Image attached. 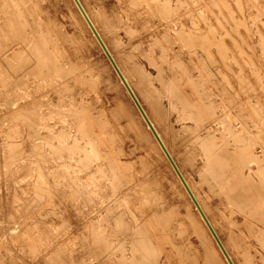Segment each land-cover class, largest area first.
<instances>
[{
    "label": "bare ground",
    "instance_id": "1",
    "mask_svg": "<svg viewBox=\"0 0 264 264\" xmlns=\"http://www.w3.org/2000/svg\"><path fill=\"white\" fill-rule=\"evenodd\" d=\"M11 1L0 7V37L8 41L0 47V59L12 77L31 75L38 82L48 79L50 87L45 89L53 93L51 101L42 98L40 89L33 88L35 96L28 102L25 99L26 107L21 103L16 111L14 102L16 113L12 117L30 128L47 125L50 132L55 127L43 122L45 115L56 117L55 125L63 120L61 123L75 129L74 135L65 128L67 133L37 145H48L59 155L69 154L82 161L83 168L90 157L100 159L92 172L110 177L111 186L124 200L122 212L112 216L115 231L109 234L120 241L135 242L139 248L157 243L153 248L160 252L158 259L162 257L163 264H230L228 259L232 264H264V110L254 105L251 74L237 71L235 50L225 47L227 42L212 30L213 26L208 28L203 0H67L114 76L124 101L113 93L104 71L91 58L84 55L74 60L71 54L79 47L66 36L67 29L51 21L47 9L40 5L46 0ZM215 1L227 13V0ZM76 34L79 31L71 35L77 38ZM14 36L21 37L13 42ZM20 44L27 47H17ZM18 50L27 56L17 65L12 57ZM22 79L20 84L25 82ZM92 91H102L108 104H95ZM53 101H64L63 108L56 104L57 109H50ZM22 108L30 113H21ZM132 138L140 149L133 154L141 162L140 170L157 166L153 175L158 178L160 170H167L190 213L173 200L167 208L159 204L161 209L152 212L151 204L158 200L151 189L158 179L148 181L147 174L132 172L133 163L123 156L122 149V144H129ZM167 139L180 151L189 176L175 160ZM135 212L146 213L143 222L126 219L127 213L130 216ZM99 234L91 235L103 248ZM133 254L137 264L146 260L145 251Z\"/></svg>",
    "mask_w": 264,
    "mask_h": 264
},
{
    "label": "rangeland",
    "instance_id": "2",
    "mask_svg": "<svg viewBox=\"0 0 264 264\" xmlns=\"http://www.w3.org/2000/svg\"><path fill=\"white\" fill-rule=\"evenodd\" d=\"M10 2L13 1L0 0V7ZM203 2L205 3L208 28L213 26L212 30L216 29V33L222 36L224 42H227L225 47H228L229 50H235L237 71L243 75L251 74L250 79L253 78L252 82L256 94L254 105L256 108L264 110V47L262 45L264 44V42L262 43L264 41V0H227V13L221 8V4L220 7L217 5L215 0H203ZM40 5L47 9L51 21H56L58 28L68 30L66 36L75 40L76 47L85 48H78L77 52L71 54L75 58L74 60L85 56V58H91L93 63L104 71L103 73L107 76L108 85L113 93L124 101L125 97L118 88L114 76L108 69L101 53L92 43L88 33L73 14L68 1L46 0L40 1ZM227 14L232 16V21L235 24L229 22ZM76 31H79V34H76L78 37L74 38L71 34ZM19 37L21 36H14L12 41ZM259 38L262 44L259 43ZM7 42H4L0 37V47L5 46ZM67 42L72 44L70 40ZM81 42L83 44L80 46ZM17 47L27 46L20 44ZM17 54L12 57L14 58L12 63L22 64L27 53L18 50ZM4 63L0 59V264H137L136 261L138 260L134 261L131 256L136 252L138 254L140 250L147 252L146 260L142 264H158L159 261V264H163V258L158 259L160 252L154 249L155 244L150 245V248L142 246L141 248L144 249L142 250L135 242L120 241L109 234L115 231V227H111L114 220L112 216L122 212L124 200L111 186L110 177L107 179L106 175L101 174V172H92L98 163L97 161H100L97 156L87 159V167L83 168L82 161L70 158L69 154L59 155L48 145L41 148L37 145L40 141L46 142L55 138L57 134H64L68 131L69 134L74 135L75 129L73 127L61 123L63 120L55 125L53 122L56 120L53 119L57 118L45 115L46 121H42L46 124L51 123L55 127L50 132L47 125L46 127H38V129L35 126L30 128L20 123L18 117H12L15 112L12 109L14 102L16 101L14 104L16 111H18L17 107L21 103L22 105L25 104L23 108L26 107L28 103L25 99L27 98L28 102V99L35 96L33 88L40 89L41 95L44 94L43 99L48 97L52 101L53 93L48 91L50 87L48 79H40L38 82V79L34 80L31 75H29L30 78L29 76L27 78L12 77L6 72ZM21 78L25 79V82L20 84L19 79ZM28 80H31V83ZM24 86L26 87L24 88ZM27 86H29L28 90ZM28 92L30 93L28 94ZM91 94L94 95L92 100L95 104L99 105L102 102L104 105L108 104L102 91L94 93L92 91ZM8 98L14 99L12 105ZM64 103L62 101L57 104L56 101L52 104L53 106H50V109L63 108ZM23 108L19 110L21 113H30V110L26 112L27 109ZM19 109L21 108L19 107ZM127 111L131 113L130 108ZM128 143H123L122 149L123 156L133 163L132 172L134 171L137 175L139 173L147 174L146 179L148 181L153 178L158 179L154 186L156 192L151 189L152 195L158 200L151 204L152 212L154 209L157 211L162 207L167 208L166 205L172 200L178 204L181 210L185 208L189 211L188 205L177 189L170 173L163 168V171L160 170L161 178L155 177L153 174L156 172L157 166L153 170L149 168L148 171H141V162L133 156L140 149L133 138ZM167 143L170 145L175 160L182 167L185 175L189 176L188 168L182 162L180 151L170 144L168 139ZM35 146H38L36 147L37 150L34 148ZM85 171H91V173L86 174ZM91 175L93 177L87 180L88 176ZM68 185H73L77 192ZM194 187L200 194L199 188L195 184ZM159 204L161 208H159ZM147 209L148 212H151L150 207ZM145 216L146 213L135 212V215L130 216L127 213L126 219H134L138 224L143 222ZM137 218H139L138 221ZM98 232L101 233L99 235L105 244L103 248L100 246L102 245L101 242L91 235ZM120 234L122 233L119 232L118 235ZM155 246L158 247L157 243Z\"/></svg>",
    "mask_w": 264,
    "mask_h": 264
},
{
    "label": "water",
    "instance_id": "3",
    "mask_svg": "<svg viewBox=\"0 0 264 264\" xmlns=\"http://www.w3.org/2000/svg\"><path fill=\"white\" fill-rule=\"evenodd\" d=\"M83 14H84V13H83ZM84 15H85V14H84ZM85 17H86V16H85ZM88 22H89V21H88ZM89 24H90V23H89ZM90 25H91V24H90ZM91 27H92V26H91ZM100 43H101V42H100ZM101 45H102V43H101ZM124 83H125V82H124ZM125 85H126V83H125ZM126 87H127V89H129L127 85H126ZM128 91H129V90H128ZM129 93H131V92L129 91ZM131 95H132V94H131ZM133 98H134V97H133ZM141 111H142V110H141ZM143 115H144V114H143ZM144 117H145V115H144ZM145 119H146V117H145ZM146 121H147V123L149 124V122H148L147 119H146ZM149 126H150V124H149ZM150 128H151V131L154 133L156 139L158 140L159 144L161 145L163 151L165 152V154H166V156H167L169 162L171 163V165H172L174 171L176 172L177 176L179 177V179L181 180V182H182L183 185L185 186L186 190L188 191V193H189L191 199L193 200L194 204L196 205V207L198 208L199 212L201 213V215H202L203 219L205 220V222H206V224H207L209 230H210L211 233L214 235V237H215L217 243L219 244L220 248L222 249L224 255L227 257V255H226L224 249H223L222 246H221V243L219 242L218 238H217L216 235L214 234V232H213L212 228L210 227L208 221L206 220L205 216L203 215V213L201 212L200 208L198 207V205H197L196 201L194 200V198H193V196H192V194H191V192H190L188 186L186 185V183H185V181H184L182 175L180 174V172H179L177 166L175 165V163H174V161L172 160V158L169 156L168 152H166L164 146H163L162 143L160 142V140H159V138L157 137L156 133L154 132L153 128H152L151 126H150ZM227 259H228V257H227ZM228 261H229L230 264H232V263L230 262L229 259H228Z\"/></svg>",
    "mask_w": 264,
    "mask_h": 264
}]
</instances>
